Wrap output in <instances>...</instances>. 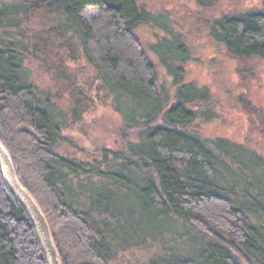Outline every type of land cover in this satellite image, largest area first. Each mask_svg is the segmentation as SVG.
I'll use <instances>...</instances> for the list:
<instances>
[{"label": "trees", "instance_id": "trees-1", "mask_svg": "<svg viewBox=\"0 0 264 264\" xmlns=\"http://www.w3.org/2000/svg\"><path fill=\"white\" fill-rule=\"evenodd\" d=\"M6 2L0 0V142L19 183L44 214L60 264H70L64 246L77 253L74 264H108L112 252L101 228L108 233L114 216L105 192L93 195L85 207L63 191L66 176L80 168L57 153L61 128L40 107L34 85L23 75L25 56L35 46L24 43L29 38L22 28L33 16L59 19L61 31L75 33L101 86L118 100L124 133L132 132L135 141L120 155L124 175L117 182L134 183L140 207L153 217L223 233L205 234L184 257L150 264H264V164L249 156L255 161L251 181L236 180L235 162L243 160L237 148L207 142L189 130L202 118L188 105L205 97L183 88L182 100L168 105L156 68L133 35L150 20L136 0ZM196 2L202 8L213 5V0ZM88 8L98 11L90 21L84 17ZM17 36L24 44L15 41ZM210 36L236 60L264 62V7L222 15ZM205 116L206 122L213 120L207 111ZM0 264H46L30 221L8 194L1 173Z\"/></svg>", "mask_w": 264, "mask_h": 264}, {"label": "rangeland", "instance_id": "rangeland-1", "mask_svg": "<svg viewBox=\"0 0 264 264\" xmlns=\"http://www.w3.org/2000/svg\"><path fill=\"white\" fill-rule=\"evenodd\" d=\"M5 1L14 4L18 0ZM136 3L150 20L133 35L154 64L168 105L181 99L183 88L201 93L205 98L192 100L188 108L202 119H195L189 130L207 142L229 143L243 160L253 155L264 164V62L236 60L210 36L219 17L261 9L264 0H213L208 8L196 0ZM97 16L93 8L84 12L88 21ZM58 20L33 16L23 26V35L29 38L24 43L35 46L30 55L23 53V75L34 85L40 107L61 128L57 153L80 168L77 174L66 176L65 194L85 207L98 192L108 196L114 218L108 233L101 228L112 252L108 264H150L184 257L205 234H223L213 226L203 233L168 218L153 217L140 207L134 183L123 186L117 182L124 175L119 169L120 155L135 137L132 132L124 133L118 100L101 86L75 33L61 31ZM21 40V36L15 39L24 44ZM205 99L209 101L204 105ZM206 111L213 115L211 122H206ZM243 160L234 166L235 178L242 183L251 181L249 169L254 161ZM84 189L88 195L81 196ZM64 250L74 264L77 253L65 246Z\"/></svg>", "mask_w": 264, "mask_h": 264}, {"label": "water", "instance_id": "water-1", "mask_svg": "<svg viewBox=\"0 0 264 264\" xmlns=\"http://www.w3.org/2000/svg\"><path fill=\"white\" fill-rule=\"evenodd\" d=\"M0 173L8 194L30 221L46 264H60L47 221L33 197L19 183L9 153L0 142Z\"/></svg>", "mask_w": 264, "mask_h": 264}]
</instances>
